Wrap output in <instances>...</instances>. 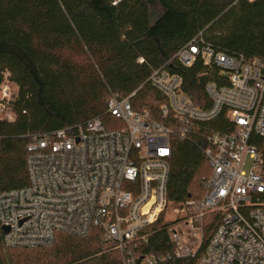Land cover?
I'll return each instance as SVG.
<instances>
[{"label":"built area","instance_id":"2783aa9c","mask_svg":"<svg viewBox=\"0 0 264 264\" xmlns=\"http://www.w3.org/2000/svg\"><path fill=\"white\" fill-rule=\"evenodd\" d=\"M175 58L186 67L200 60L218 71L204 84L209 105H194L181 77L160 68L148 81L164 98L161 122L131 107L135 92L124 99L109 94L107 123L92 117L31 135L27 185L0 193L4 246L46 245L58 233L99 232L124 252L123 264H160L171 256L196 257L194 264H264V155L250 143L252 135L264 138V62L214 51L201 38H193ZM15 93L5 73L0 120L13 119L9 107ZM218 118L224 128H218ZM172 137L199 141L209 170L204 194L172 210L184 212L169 230L173 255L134 257L127 250L149 242V228L169 205ZM209 213L217 217L202 246Z\"/></svg>","mask_w":264,"mask_h":264},{"label":"trees","instance_id":"16d2710c","mask_svg":"<svg viewBox=\"0 0 264 264\" xmlns=\"http://www.w3.org/2000/svg\"><path fill=\"white\" fill-rule=\"evenodd\" d=\"M193 38L214 51L264 62V0H0V85L8 73L16 91L13 119L0 120V193L27 185L31 135L92 117L107 123L109 94L124 99L135 92L131 107L161 122L164 98L148 81L154 70L180 76L193 104L206 108L204 84L218 71L175 58ZM217 125L226 124L218 118ZM170 142L166 199L182 207L203 196L209 170L199 141ZM250 143L264 155V138L252 135ZM164 215L149 228V242L127 252L173 255L169 230L183 219L165 221ZM216 217L206 218L202 246ZM2 238L0 228V264H123L125 256L99 232L58 233L50 244L25 247H6ZM196 259L171 256L160 264Z\"/></svg>","mask_w":264,"mask_h":264},{"label":"rangeland","instance_id":"374dc122","mask_svg":"<svg viewBox=\"0 0 264 264\" xmlns=\"http://www.w3.org/2000/svg\"><path fill=\"white\" fill-rule=\"evenodd\" d=\"M249 166H250V159H249V157H247L246 159H245V166H244V170L247 172L248 171V169H249ZM175 208V206H173V205H171L170 203H169V205L167 206V209H166V212H165V215H164V220L165 221H172V220H174L175 218H183V214L182 213H184V212H182V213H180L179 215H175L174 213H173V209ZM179 223V222H178Z\"/></svg>","mask_w":264,"mask_h":264},{"label":"water","instance_id":"95a60500","mask_svg":"<svg viewBox=\"0 0 264 264\" xmlns=\"http://www.w3.org/2000/svg\"><path fill=\"white\" fill-rule=\"evenodd\" d=\"M1 231H2L3 233H5V232L7 231V228H6V227H1Z\"/></svg>","mask_w":264,"mask_h":264}]
</instances>
